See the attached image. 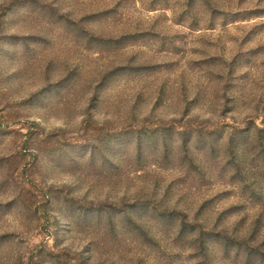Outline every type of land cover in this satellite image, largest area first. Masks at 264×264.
Returning a JSON list of instances; mask_svg holds the SVG:
<instances>
[{
	"label": "rangeland",
	"instance_id": "obj_1",
	"mask_svg": "<svg viewBox=\"0 0 264 264\" xmlns=\"http://www.w3.org/2000/svg\"><path fill=\"white\" fill-rule=\"evenodd\" d=\"M0 264H264V0H0Z\"/></svg>",
	"mask_w": 264,
	"mask_h": 264
}]
</instances>
